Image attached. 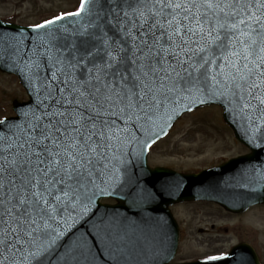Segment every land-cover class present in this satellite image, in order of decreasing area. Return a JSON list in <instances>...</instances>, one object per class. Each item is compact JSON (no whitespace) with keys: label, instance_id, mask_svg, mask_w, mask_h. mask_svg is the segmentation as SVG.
Instances as JSON below:
<instances>
[{"label":"snow or ice","instance_id":"1","mask_svg":"<svg viewBox=\"0 0 264 264\" xmlns=\"http://www.w3.org/2000/svg\"><path fill=\"white\" fill-rule=\"evenodd\" d=\"M31 28L0 26V68L31 96L0 119V264H157L100 201L163 194L131 159L180 109L224 100L264 146V0H80Z\"/></svg>","mask_w":264,"mask_h":264},{"label":"rangeland","instance_id":"2","mask_svg":"<svg viewBox=\"0 0 264 264\" xmlns=\"http://www.w3.org/2000/svg\"><path fill=\"white\" fill-rule=\"evenodd\" d=\"M79 2L0 0V20L32 26L61 12L75 10ZM13 100L26 101V93L15 77L0 72V119L13 115ZM245 152L224 125L221 110L206 107L183 115L170 134L150 148L148 164L191 173ZM172 213L180 231L173 263L219 257L242 241L254 243L264 260V205L232 215L212 203L192 202L172 207Z\"/></svg>","mask_w":264,"mask_h":264},{"label":"water","instance_id":"3","mask_svg":"<svg viewBox=\"0 0 264 264\" xmlns=\"http://www.w3.org/2000/svg\"><path fill=\"white\" fill-rule=\"evenodd\" d=\"M0 26L9 34L19 35L23 32L24 35H34L31 26H19L1 20ZM0 71L17 77L29 98L27 102L22 103L13 101L12 110L16 116L7 119L15 120L31 103V96L18 71L13 68H0ZM208 105H217L222 109L223 120L233 131L236 140L249 149V154L230 159L197 174H181L166 168L151 169L147 161L148 149L138 158L133 157L131 165L138 175L147 178L149 184H155L157 187L160 184L167 185L163 194L153 201L142 204L133 203L132 197L124 194L103 198L115 200L117 202L115 206L100 203L101 211L115 212L126 218L128 225L135 229V237L141 248H151L160 253L157 264H169L178 246V229L170 213V206L184 202L205 201L215 203L226 211L241 213L251 206L264 204V187L249 182L251 170L264 171V146L253 147L249 144V134L246 132L247 122L241 120L226 101L211 100L205 104L193 106L191 110L180 109L173 114L171 120H158V126L153 129L151 138L156 143L167 134L182 115ZM89 227V224L80 220L77 221L73 231L78 228L82 233ZM96 243L97 251L102 250L103 245L98 241ZM241 257L247 259L250 264H258L256 254L247 245L233 247L221 259L181 264H240ZM100 264H104L103 256H101Z\"/></svg>","mask_w":264,"mask_h":264},{"label":"flooded vegetation","instance_id":"4","mask_svg":"<svg viewBox=\"0 0 264 264\" xmlns=\"http://www.w3.org/2000/svg\"><path fill=\"white\" fill-rule=\"evenodd\" d=\"M108 204H110V205H115V202H114V201H110V203H108ZM250 209H251V208H250ZM248 210H249V209H248ZM248 210H247V211H248ZM247 211H246V212H247ZM244 213H245V212H244ZM244 213H242V214H244ZM240 215H241V214H240ZM200 232H201V231H200ZM201 233H203V232H201ZM240 243H246V244L252 246V247L254 248V250H255L257 256H258V260H259L260 264H264V260H263V258H262V256H261L259 250L256 248V246H255L254 243H252V242H244V241H242V242H240Z\"/></svg>","mask_w":264,"mask_h":264}]
</instances>
